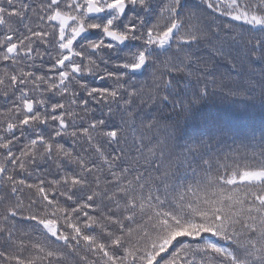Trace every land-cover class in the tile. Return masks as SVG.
Masks as SVG:
<instances>
[{
  "label": "snow or ice",
  "instance_id": "obj_1",
  "mask_svg": "<svg viewBox=\"0 0 264 264\" xmlns=\"http://www.w3.org/2000/svg\"><path fill=\"white\" fill-rule=\"evenodd\" d=\"M0 264H264V0H0Z\"/></svg>",
  "mask_w": 264,
  "mask_h": 264
}]
</instances>
